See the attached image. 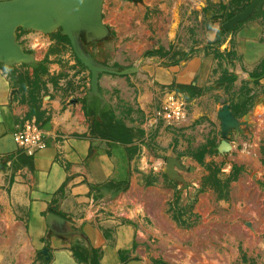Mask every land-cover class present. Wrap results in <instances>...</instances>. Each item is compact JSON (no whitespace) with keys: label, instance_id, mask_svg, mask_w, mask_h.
Returning a JSON list of instances; mask_svg holds the SVG:
<instances>
[{"label":"crops","instance_id":"1","mask_svg":"<svg viewBox=\"0 0 264 264\" xmlns=\"http://www.w3.org/2000/svg\"><path fill=\"white\" fill-rule=\"evenodd\" d=\"M250 1L104 0L107 33L80 32L81 46L103 67L143 63L132 75L100 74L98 105L91 73L61 29L16 31V43L31 60L0 63V264H90L93 250L99 264L137 260L135 219L113 190L95 201L92 188L104 191L122 183L124 171L142 170L130 181L129 191L135 189L137 177L163 166L158 153L172 154L191 173L221 156L220 108L235 96L252 98L261 74L264 92V7L234 31H220ZM173 84L204 94L171 91L186 100L188 120L168 127L156 111ZM254 96L264 100V93ZM72 98L77 104L69 105ZM95 105L109 111L112 123L134 131L137 142L122 145L92 132L86 111ZM230 110L239 121L251 113ZM30 118L42 125L47 142L31 157L13 139ZM147 137L154 138L151 148L142 142Z\"/></svg>","mask_w":264,"mask_h":264},{"label":"rangeland","instance_id":"2","mask_svg":"<svg viewBox=\"0 0 264 264\" xmlns=\"http://www.w3.org/2000/svg\"><path fill=\"white\" fill-rule=\"evenodd\" d=\"M142 63L143 59L130 68L140 70ZM261 78L262 74L254 95L264 93ZM173 90L179 91L171 85L161 102ZM254 95L225 101L238 113L249 109L251 113L223 138L235 148L204 163L201 172L176 168V176H168L165 167L172 154L164 152L155 154L163 166L152 168L144 179L137 177L135 189L129 191L130 181L142 170L122 174L127 190L116 197L136 221L134 256L142 264H264V100L256 102ZM232 131L236 135L230 139ZM142 142L151 148L154 138Z\"/></svg>","mask_w":264,"mask_h":264},{"label":"water","instance_id":"3","mask_svg":"<svg viewBox=\"0 0 264 264\" xmlns=\"http://www.w3.org/2000/svg\"><path fill=\"white\" fill-rule=\"evenodd\" d=\"M104 0H10L0 2V63H28L29 54L24 53L16 43V31H36L44 34L55 29H61L62 34L68 38L72 50L79 62L91 73V94L102 99L98 91V77L100 74L127 76L138 72V67L117 71L97 64L81 46L78 34L80 32L94 33L97 38H102L107 33L103 23ZM264 7V0H251L250 4L228 20L223 28L234 31L236 26L247 21L253 15L260 14ZM159 62V61H157ZM77 104L72 98L69 105ZM221 122L222 136L227 138L231 129L243 125L232 114L230 107L224 105L218 113ZM232 148L223 141L219 151L228 152ZM182 165L175 158H170L165 167V173L175 177L177 169ZM127 264H142L140 260H132Z\"/></svg>","mask_w":264,"mask_h":264},{"label":"trees","instance_id":"4","mask_svg":"<svg viewBox=\"0 0 264 264\" xmlns=\"http://www.w3.org/2000/svg\"><path fill=\"white\" fill-rule=\"evenodd\" d=\"M220 31L226 32V30H224L223 27L221 28ZM65 39L70 44L68 38L65 37ZM170 64H174V62ZM172 88H177L180 91H190L194 95L204 94V91L198 89L197 87L193 85L187 86V85L173 84ZM84 102L87 103V101H84ZM93 102H95L98 105L99 103L98 98L94 97ZM97 105L93 106L91 110H89L88 108V110L86 111L87 112L86 114L88 117L89 116L93 117L92 132L93 131L96 132V134L98 135L100 139L111 141V142L122 144V145L139 139L137 134L134 131L130 130L129 128L123 125L112 123L108 117L109 111L106 110L105 108L100 110ZM123 185L124 184H121V183H117V184L110 183L108 185V188H105L104 191H102L101 189L96 190V188H92L93 198L95 201H100L104 199L106 197V194L108 193L106 190L108 191L113 190L112 196L115 197L119 193L127 190V188L124 187ZM56 213L63 216V214H61L58 211H56ZM80 258L86 259L85 257H83V255H80ZM89 259H90L89 260L90 264H99L98 255L95 250L92 251V255L90 256ZM85 261H88V260H85Z\"/></svg>","mask_w":264,"mask_h":264},{"label":"built area","instance_id":"5","mask_svg":"<svg viewBox=\"0 0 264 264\" xmlns=\"http://www.w3.org/2000/svg\"><path fill=\"white\" fill-rule=\"evenodd\" d=\"M156 118L168 125L185 123L188 120L187 104L177 95L169 94L156 111ZM19 150L27 156H33L47 147L46 131L34 118L24 121L13 134Z\"/></svg>","mask_w":264,"mask_h":264}]
</instances>
